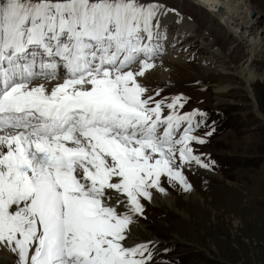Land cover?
Instances as JSON below:
<instances>
[{"label": "snow or ice", "instance_id": "snow-or-ice-1", "mask_svg": "<svg viewBox=\"0 0 264 264\" xmlns=\"http://www.w3.org/2000/svg\"><path fill=\"white\" fill-rule=\"evenodd\" d=\"M161 12L0 0V250L13 264H149L159 242L129 243L141 200L166 192L162 176L190 191L183 167L211 166L193 147L204 113L138 79L155 67Z\"/></svg>", "mask_w": 264, "mask_h": 264}, {"label": "rangeland", "instance_id": "rangeland-1", "mask_svg": "<svg viewBox=\"0 0 264 264\" xmlns=\"http://www.w3.org/2000/svg\"><path fill=\"white\" fill-rule=\"evenodd\" d=\"M153 1L191 20L185 32H180L185 35L181 44L175 45L184 63L168 65L166 71L171 79L163 83L158 77H153L151 83L144 77L139 79L144 80L150 91L154 87L163 88L158 97L167 93L173 97L181 92L185 98L181 113L194 109L204 113L196 134L206 142L193 147L210 163L212 173L187 168L197 167L195 164L184 166L183 175L191 185L187 192L162 176L161 186L170 195L171 203L142 199L144 212L141 218L136 217L138 225L132 236L135 242H159L149 264H264V119L261 118L264 117V79H256L247 86L242 75L220 71L219 68L225 67L217 64L208 67L215 53L229 67L240 66L251 44L246 36L234 35L219 20L225 15L220 14L223 12L220 7L210 8L206 2L205 8L216 15L214 19L189 0ZM230 2L237 11L232 16L236 23L244 26L249 21L254 26L252 35H257L255 42L263 38L251 64L252 68L261 70L264 68V0ZM243 16H247L243 18L245 21L239 18ZM176 21L165 23L164 29L170 25V30H166L170 32L169 35L164 32L162 40L176 35L179 24ZM207 129L211 135H207ZM9 263V260L0 261V264Z\"/></svg>", "mask_w": 264, "mask_h": 264}, {"label": "bare ground", "instance_id": "bare-ground-1", "mask_svg": "<svg viewBox=\"0 0 264 264\" xmlns=\"http://www.w3.org/2000/svg\"><path fill=\"white\" fill-rule=\"evenodd\" d=\"M189 1H192L193 3H195V5L200 7V9L206 15H209L210 17H213L214 19H215L216 15H213L212 10H208V9L205 8L206 2L209 3L210 8H214V7L215 8L218 7V9H219V7L222 8L223 12L220 13V14H225V15L224 16H220L219 20L224 22L225 23V27L227 26L229 28V30L232 31L231 33H233L234 35L237 34L238 36L239 35L240 36H242V35L246 36L245 39L247 38V40H249L248 42H249V44H251L250 47H252L251 49L248 47L249 49L247 51V57L245 58L243 63L240 64V66H237V67H234V68L229 67L228 63L226 61H224L222 57L218 56V53H215L214 54V56H215L214 60L210 61L212 65L210 64L211 66H208V67L213 68V67H215L214 64H217V65H220L221 67H225L223 69L219 68L220 71H227V72L237 73L239 75H242V77H243L244 81L246 82L247 86H250L251 82H253V81L255 82L256 79H264V68L257 71L256 69L252 68V65H251L252 61H253V59L255 57V52L257 51V48L261 45V43L263 41V38L261 37V39H258L259 40L258 43L255 42V40H256L255 37H257V35L256 36L252 35L253 31H254V26L251 25V23L249 21L247 22V21L243 20L244 17L247 19V16L250 15V13H249L250 9L248 8L246 10V12H245L247 16L239 17V18H241V20L245 21L244 26H243V24L241 22L240 23L239 22L236 23V19H233L232 16L233 15H237V11H235L236 8L234 7V3L230 2V0H189ZM243 1L244 0H240L241 3H243ZM236 3H238V2L236 1ZM233 8H234V11H232ZM218 9H216L215 11H217ZM176 20L179 23L178 27H177L176 35L173 37V39H171L172 35H170L166 39L162 40L164 32L168 33V35H169V32H170V31L167 32L168 30H170L169 29L170 25H169L168 28L164 29L165 23L169 22V21H176ZM227 20H229V21H227ZM159 21H160L159 27H155L154 26V29H153L154 32L159 34L153 40V43L159 45L158 54L156 56H159V57L161 55H164V56L162 58L161 57L157 58L155 56V58L153 60V63L155 64V67L149 73H147L146 76H144V80L147 81L148 83L152 82V78L153 77H158V78L163 79L162 83L164 81H167V80L171 79V77L169 76L168 71H166L167 70L166 69L167 66L168 65L170 66L173 63H184V62H182L183 60L180 59V58H182L181 57V53H177V51H178L177 49L178 48H176L175 45L176 44H181V42H182L181 38L183 37L184 33L180 34V32L186 30L190 26V23H191V20L189 19L188 16H184L181 13L177 16L176 12H173L171 9H168V8H166L164 6L162 7V12H161V15L159 17ZM173 24H174V22L172 23V26H173ZM175 26H176V24H175ZM179 34H180V37H179ZM196 38H198V37H196ZM243 38H241V39H243ZM248 42H247V45H248ZM137 66H138V62H137V65H134V67H137ZM63 78H64L63 75H60L55 80L38 79V80L33 81V83L34 84L43 83L46 86H53L57 81L62 82ZM180 93L176 92V94H180ZM187 168H189L190 170H195V171L200 170V171H204L206 173H212L209 170H205V169H202V168H199V167H195L196 169L195 168L192 169V167H187ZM152 191H153V199L149 200V202H151V203H157L158 202L159 203V200H161L162 202L167 203V204L171 203V197H170V195L167 192L159 193L156 190L155 191L152 190ZM194 197H196V195H194ZM136 229H137V227L134 226L132 228V232L135 233ZM133 237L134 236H132V240H130L129 243L135 242L136 239H134ZM0 257H7V260H5L3 258H0V261L5 263L6 261L9 260V262L11 264H13L14 260L18 259V257L16 256L15 253H12V252L8 251L6 248L0 250Z\"/></svg>", "mask_w": 264, "mask_h": 264}, {"label": "water", "instance_id": "water-1", "mask_svg": "<svg viewBox=\"0 0 264 264\" xmlns=\"http://www.w3.org/2000/svg\"><path fill=\"white\" fill-rule=\"evenodd\" d=\"M252 14H253V13H252ZM261 118H262V119H264V117H263V116H262Z\"/></svg>", "mask_w": 264, "mask_h": 264}]
</instances>
